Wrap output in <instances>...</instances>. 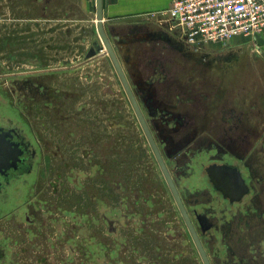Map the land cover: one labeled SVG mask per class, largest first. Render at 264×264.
<instances>
[{
	"label": "rangeland",
	"instance_id": "374dc122",
	"mask_svg": "<svg viewBox=\"0 0 264 264\" xmlns=\"http://www.w3.org/2000/svg\"><path fill=\"white\" fill-rule=\"evenodd\" d=\"M105 28L190 208L215 197L208 162L253 178L250 213L200 202L212 263L264 264L262 48L191 46L163 12ZM95 38L96 0H0V124L35 146L0 189V264H204L112 59L87 58Z\"/></svg>",
	"mask_w": 264,
	"mask_h": 264
},
{
	"label": "flooded vegetation",
	"instance_id": "af4514ba",
	"mask_svg": "<svg viewBox=\"0 0 264 264\" xmlns=\"http://www.w3.org/2000/svg\"><path fill=\"white\" fill-rule=\"evenodd\" d=\"M23 115L24 117H26V119H28V117L24 113ZM28 122L31 123L29 119H28ZM23 129L21 128V125H18L17 123H13V124H5V123L2 124L1 123L0 124V160L3 158L5 160L4 162L6 163L5 166L0 165V189L5 187L6 183L9 182L11 179H13L15 176H17V174L29 171L30 169V163H31L30 159L35 154V146L33 142H31V140L28 139ZM32 132L38 144H41L37 136L35 135L33 128H32ZM212 166H222V167L228 168L225 173L223 174L221 173V175L217 174L218 175L217 178L223 179L226 192L223 189L217 187L216 184L211 179L208 168ZM169 170H170V167H169ZM205 173H206V178H207L206 181L208 184L206 186L201 187V189L203 190L202 192L206 191L208 193L210 190H212L214 192L213 195L215 197L212 199L206 198L205 200L195 201V204L193 203V205H191L192 208H190V205L188 204L184 194L182 193L178 185V182L174 179V177L173 179L177 185V188L182 197V200L187 209V212L189 213V216L191 217L192 222L197 229L201 242L208 254L207 248L203 241L204 239L203 237H204V234H206L208 231L213 229V227L215 226V222H214L211 212L207 210L206 208H204V206H202L200 202L207 203V204L212 203L213 205H219V207H221L220 210H221V213H223V216L226 215L227 217H229V214H230L233 217V216H236L237 214L243 215V214L250 213L251 211H253V206H255L257 202H259V198L253 197L254 195L253 178L249 177L248 173L242 167L239 161L216 160V161L208 162L207 165L205 166ZM180 213L182 215L181 210H180ZM202 213L206 215V218L208 222L210 223V226L207 229H203L200 223L199 217H198V215ZM105 218L108 220V216H105ZM182 220L186 223L183 215H182ZM109 223L112 229L113 220H109ZM61 228H62L61 229L62 234L67 232L65 228L63 227ZM106 264H109V263H106Z\"/></svg>",
	"mask_w": 264,
	"mask_h": 264
},
{
	"label": "built area",
	"instance_id": "2783aa9c",
	"mask_svg": "<svg viewBox=\"0 0 264 264\" xmlns=\"http://www.w3.org/2000/svg\"><path fill=\"white\" fill-rule=\"evenodd\" d=\"M163 13L191 46L264 33V0H174Z\"/></svg>",
	"mask_w": 264,
	"mask_h": 264
},
{
	"label": "water",
	"instance_id": "95a60500",
	"mask_svg": "<svg viewBox=\"0 0 264 264\" xmlns=\"http://www.w3.org/2000/svg\"><path fill=\"white\" fill-rule=\"evenodd\" d=\"M96 16H97V28L99 32V37L100 38H95L93 41L92 46L90 47L88 53H87V58H93L97 55V53L100 50H104L105 53L109 54L110 58L112 59L114 66L122 80V83L124 85V88L127 92V95L133 105V108L138 116V119L141 123V126L144 130V133L146 134V137L152 147V150L155 154V157L160 165V168L168 182V185L173 193V196L182 212V215L188 225V228L193 236V239L195 241V244L201 254V257L204 261V264H212L211 260L201 242V239L199 237V234L197 232V229L195 225L192 222L191 217L189 216V213L187 212V209L183 203L182 197L179 193V190L177 188V185L173 179V176L169 170V167L165 161V158L161 152V149L159 148V145L155 139V136L147 122V119L138 103V100L134 94L133 88L129 82V79L127 77V74L118 58V55L112 45V42L107 35L105 28H104V1L103 0H96ZM5 160L2 158L0 160V165L5 166ZM228 168L222 167V166H212L208 168L209 174L211 176V179L213 182L216 184L217 187L223 189L224 191L226 190L224 187L223 179L217 178V176L221 173H225ZM218 174V175H217ZM225 182V181H224ZM226 192V191H225ZM200 223L203 227V229H207L210 226V223L208 222L206 215L205 214H199L198 215Z\"/></svg>",
	"mask_w": 264,
	"mask_h": 264
},
{
	"label": "crops",
	"instance_id": "0c3cea01",
	"mask_svg": "<svg viewBox=\"0 0 264 264\" xmlns=\"http://www.w3.org/2000/svg\"><path fill=\"white\" fill-rule=\"evenodd\" d=\"M104 27L107 17L160 13L167 10L174 0H103ZM106 30V28H105ZM253 41L264 51V33Z\"/></svg>",
	"mask_w": 264,
	"mask_h": 264
},
{
	"label": "bare ground",
	"instance_id": "6f19581e",
	"mask_svg": "<svg viewBox=\"0 0 264 264\" xmlns=\"http://www.w3.org/2000/svg\"><path fill=\"white\" fill-rule=\"evenodd\" d=\"M105 28V27H104ZM106 31V30H105ZM107 33V32H106ZM113 45V44H112ZM114 47V46H113ZM115 49V48H114ZM116 51V50H115ZM117 53V52H116ZM119 58V57H118ZM129 79V78H128ZM130 82V81H129ZM131 84V83H130ZM134 91V90H133ZM135 94V93H134ZM139 103V102H138ZM140 105V104H139ZM141 107V106H140ZM142 109V108H141ZM143 111V110H142Z\"/></svg>",
	"mask_w": 264,
	"mask_h": 264
}]
</instances>
